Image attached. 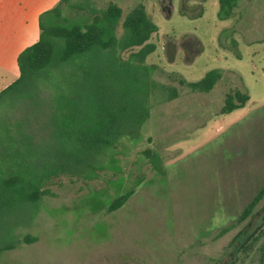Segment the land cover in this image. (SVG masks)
<instances>
[{"label":"rangeland","instance_id":"1","mask_svg":"<svg viewBox=\"0 0 264 264\" xmlns=\"http://www.w3.org/2000/svg\"><path fill=\"white\" fill-rule=\"evenodd\" d=\"M92 1L98 8L117 3L122 20L145 8L158 26L150 39L157 49L146 64L179 96L165 102L150 96L142 135L124 137L93 179L54 178L35 219L15 230L18 238L38 240L5 252L0 264H264V198L253 216L237 222L264 184V0H240L228 19L218 17L219 0ZM168 1L170 16L163 10ZM213 69L223 77L210 92L179 83L199 81ZM15 80L13 73L0 78V90ZM235 89L250 100L221 113ZM22 96L11 94L4 103L28 122L24 133L35 143L56 144L47 112ZM145 150L159 154L161 170ZM131 188L123 207L105 211ZM241 232L246 239L235 240Z\"/></svg>","mask_w":264,"mask_h":264},{"label":"trees","instance_id":"2","mask_svg":"<svg viewBox=\"0 0 264 264\" xmlns=\"http://www.w3.org/2000/svg\"><path fill=\"white\" fill-rule=\"evenodd\" d=\"M239 1L219 0L218 17H233ZM122 16L123 8L115 2L98 8L92 0H60L40 16L39 40L19 54V77L0 91V230L11 221L9 229L0 232V256L22 242L38 240L31 234L18 238L15 230L32 223L38 203L52 194L48 185L54 178L93 179L107 153L124 137L142 135L150 117V96L161 102L179 96L177 87L154 78L155 65L146 64L157 49L150 39L158 26L143 6L123 20ZM222 77L219 69H213L199 81L180 78L179 83L192 92L207 93ZM11 94L23 95L47 112L56 144L35 143L33 135L24 133L28 122L4 103ZM249 100L247 92L232 90L220 112L243 108ZM145 153L154 169L161 170L159 154ZM134 193L131 188L117 195L105 211L120 209ZM263 198L264 184L237 222L253 216ZM22 215L30 219L25 221ZM240 239L242 233L235 240Z\"/></svg>","mask_w":264,"mask_h":264},{"label":"crops","instance_id":"3","mask_svg":"<svg viewBox=\"0 0 264 264\" xmlns=\"http://www.w3.org/2000/svg\"><path fill=\"white\" fill-rule=\"evenodd\" d=\"M59 1L0 0V78L19 77V54L39 40L40 16Z\"/></svg>","mask_w":264,"mask_h":264},{"label":"water","instance_id":"4","mask_svg":"<svg viewBox=\"0 0 264 264\" xmlns=\"http://www.w3.org/2000/svg\"><path fill=\"white\" fill-rule=\"evenodd\" d=\"M169 2V5H167V7L165 8V7H163V10L164 11H167V13H168V16H170L171 15V13H172V3H171V1H168Z\"/></svg>","mask_w":264,"mask_h":264},{"label":"flooded vegetation","instance_id":"5","mask_svg":"<svg viewBox=\"0 0 264 264\" xmlns=\"http://www.w3.org/2000/svg\"><path fill=\"white\" fill-rule=\"evenodd\" d=\"M165 2V1H164ZM166 3V2H165ZM163 7H167L166 6V4H163ZM243 222V221H242ZM238 223H240V222H238ZM242 234H243V241L246 239V237H245V234H244V232H241ZM243 249H245V248H243ZM214 264H218V262H217V260H215V263Z\"/></svg>","mask_w":264,"mask_h":264}]
</instances>
